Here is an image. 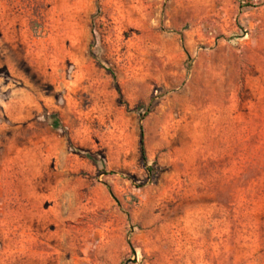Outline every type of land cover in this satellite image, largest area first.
Segmentation results:
<instances>
[{
  "label": "rangeland",
  "instance_id": "374dc122",
  "mask_svg": "<svg viewBox=\"0 0 264 264\" xmlns=\"http://www.w3.org/2000/svg\"><path fill=\"white\" fill-rule=\"evenodd\" d=\"M0 264H264V0H0Z\"/></svg>",
  "mask_w": 264,
  "mask_h": 264
},
{
  "label": "trees",
  "instance_id": "16d2710c",
  "mask_svg": "<svg viewBox=\"0 0 264 264\" xmlns=\"http://www.w3.org/2000/svg\"><path fill=\"white\" fill-rule=\"evenodd\" d=\"M140 136H141V138H140V153H141V158H142V161L146 164V157H145L144 145H143V140H142V136H143L142 130H141ZM148 170H150V169H148Z\"/></svg>",
  "mask_w": 264,
  "mask_h": 264
}]
</instances>
